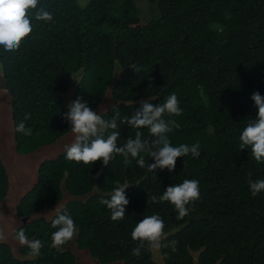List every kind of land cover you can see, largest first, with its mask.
<instances>
[{"label":"trees","instance_id":"16d2710c","mask_svg":"<svg viewBox=\"0 0 264 264\" xmlns=\"http://www.w3.org/2000/svg\"><path fill=\"white\" fill-rule=\"evenodd\" d=\"M146 2L156 13L144 19L137 0H88L86 6L40 0L33 13L44 7L53 21L33 15V32L17 51L0 46V90L11 97L14 127L0 133L14 139L17 151L35 149L24 154L34 168L24 175L29 184L15 207L19 218L10 220L0 241V264H264V191L252 196L248 184L264 179V163L240 149V135L258 113L251 96H264V0ZM172 93L182 114H165L179 125L167 135L173 146L199 143V158H177L174 172H148L135 159L125 165L122 156L107 167L66 159L65 145L75 139L64 119L71 101L80 98L111 120L116 113L132 116L150 97L161 104ZM21 122L32 128L31 136L16 131ZM118 130V146L136 131L149 143L154 139L146 128L120 124ZM4 159L0 150V204L12 189ZM185 179L199 181L201 197L179 220L174 205L152 197ZM117 181L129 185L122 221L111 220L101 203ZM65 212L79 235L58 252L50 247L52 221ZM149 215L163 219L162 245L169 246L154 251L145 244L134 256L139 241L131 232ZM20 228L44 245L39 257H30L15 239ZM172 241L178 242L175 252ZM83 249L89 251L86 261Z\"/></svg>","mask_w":264,"mask_h":264},{"label":"clouds","instance_id":"9594fccd","mask_svg":"<svg viewBox=\"0 0 264 264\" xmlns=\"http://www.w3.org/2000/svg\"><path fill=\"white\" fill-rule=\"evenodd\" d=\"M40 0H0V46L7 52L17 51L22 43L33 32V15L36 21L52 22L53 14L44 7L36 10ZM82 71V70H81ZM80 77L77 75L74 80ZM149 100L141 101V107L132 115L119 117L116 115L111 120H105L100 114L93 111L88 102L77 98L68 104V111L64 114V119L70 123L71 132L75 139L70 145H65L66 159L77 164L93 165L97 161H102L103 166L107 167L117 156L123 157V163L130 165L135 159L139 168H146L148 172H155L157 169H168L174 172L176 169L177 158L191 154L194 158L201 155L200 144L194 143L180 144L173 146L168 133L174 127H179L176 121L166 120L165 114L169 116H180L178 97L175 93L168 96L163 103L153 105ZM251 99L258 109L256 118L250 121L240 135V149L248 148L251 156L257 163H264V96L256 91ZM30 118V114L24 117ZM119 119V123H118ZM120 124L128 125L133 129L146 128L151 136L154 137L151 143L142 139V132L136 131L135 138H128L122 146H118L120 138ZM109 130H111L109 132ZM16 131L24 136H31L32 128H26L25 123L21 122ZM107 133V135H106ZM144 155L154 158V163L145 161ZM185 163V162H184ZM102 171V169H101ZM100 173H97L99 176ZM251 177V173H249ZM252 196L264 191V179L253 181L248 180ZM129 187L128 183L116 182V186L109 194L110 198L102 199L101 203L110 210V218L113 221H122L126 216V206L130 201L126 196L125 190ZM201 197L199 181L195 179H185L182 183L170 185L158 198L153 196V201L158 203L170 202L178 212L177 219L183 220L190 214L188 206L194 204ZM57 211L59 209L56 208ZM52 227L56 229L51 235V248L58 252L65 251V245L79 235V229L73 219L68 214H60L52 221ZM134 241H139V245L133 249L132 254L139 256L141 249L147 247L150 250H159L162 246L168 247L162 241L166 238L165 223L159 215L145 216L136 224L131 232ZM6 236L4 230L0 228V241H4ZM15 239L20 245L27 246L30 257H39L41 249L44 247L39 239L30 240L26 231L20 228L15 233ZM178 242L172 241V251H176Z\"/></svg>","mask_w":264,"mask_h":264},{"label":"rangeland","instance_id":"374dc122","mask_svg":"<svg viewBox=\"0 0 264 264\" xmlns=\"http://www.w3.org/2000/svg\"><path fill=\"white\" fill-rule=\"evenodd\" d=\"M80 3L83 6H86L88 0H80ZM137 6L142 11L141 13L144 19L150 18V16L152 15L151 12L153 13V9L154 12L156 13L155 7L154 8L150 7L149 4L146 2V0H137ZM11 110H12L11 97L6 91L0 90V131L4 127L8 128L7 130H12V128L14 130L13 121L9 114ZM13 130L9 131V134H11ZM3 134L0 133V150H2V153L5 158L4 160H6V163L9 166L10 177H12V189L10 196L8 197L5 203L0 204V228L4 230V234L5 236H7L9 231L11 230L10 220L12 218H16V219L19 218L16 213L14 214L16 204L20 199V196H22L25 193L24 191L27 185L29 184V182H27L28 180L24 179V175L30 173L34 168L32 164L30 165V158L24 154L26 153V151L34 149V147H32L31 145H27L22 150L23 152H20L18 150L20 152L19 153L15 148L16 143L14 139L9 138L5 140ZM10 149H12L13 152L9 151ZM19 160L21 163H19ZM49 214H52V212H50ZM155 254L158 255L157 252H155ZM80 255H81V259L83 261H86L88 258L86 256L89 255V251L83 249L81 250ZM159 261L161 262L160 258Z\"/></svg>","mask_w":264,"mask_h":264}]
</instances>
